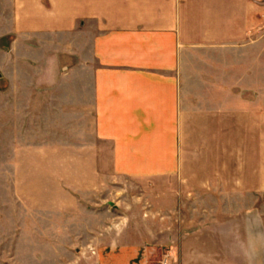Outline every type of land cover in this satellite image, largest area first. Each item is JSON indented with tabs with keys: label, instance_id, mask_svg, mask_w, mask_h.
<instances>
[{
	"label": "crops",
	"instance_id": "obj_1",
	"mask_svg": "<svg viewBox=\"0 0 264 264\" xmlns=\"http://www.w3.org/2000/svg\"><path fill=\"white\" fill-rule=\"evenodd\" d=\"M19 2L31 33L74 35L77 63L65 77L73 84L72 144L92 153L78 161H108L126 178L182 180L171 189L165 233L172 264H264L256 134L264 125V0ZM74 193L86 205L73 199L71 223L80 228L65 240L98 243L88 264H146L141 249L119 245L130 230L110 219L118 204ZM98 218L99 231L90 222Z\"/></svg>",
	"mask_w": 264,
	"mask_h": 264
},
{
	"label": "rangeland",
	"instance_id": "obj_2",
	"mask_svg": "<svg viewBox=\"0 0 264 264\" xmlns=\"http://www.w3.org/2000/svg\"><path fill=\"white\" fill-rule=\"evenodd\" d=\"M12 2L0 0V264H88L87 256L94 255L98 243L87 236L75 243L65 240L80 228L71 223L77 210L73 199L86 205L75 190L89 199L105 196L118 204L110 219L119 230H130L119 245L141 249L140 262L159 264L171 247L165 234L171 189L182 180L126 178L115 175L108 161H78L92 153H81L72 144L77 124L69 88L73 84L66 78L74 75L77 63L74 35L62 30L47 33L43 27L31 33L22 9L26 3ZM14 13L23 19H12ZM258 102V110L264 112V99ZM263 126L259 122L256 132L259 170L264 169ZM95 172L101 174L99 179L92 178ZM90 222L97 231L102 229L100 218ZM66 250L83 252L81 259L65 257Z\"/></svg>",
	"mask_w": 264,
	"mask_h": 264
},
{
	"label": "built area",
	"instance_id": "obj_3",
	"mask_svg": "<svg viewBox=\"0 0 264 264\" xmlns=\"http://www.w3.org/2000/svg\"><path fill=\"white\" fill-rule=\"evenodd\" d=\"M159 264H172L170 255L169 254L163 255Z\"/></svg>",
	"mask_w": 264,
	"mask_h": 264
}]
</instances>
